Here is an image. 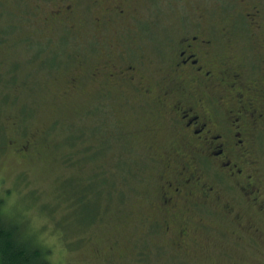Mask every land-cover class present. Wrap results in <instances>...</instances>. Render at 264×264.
Wrapping results in <instances>:
<instances>
[{
	"label": "rangeland",
	"instance_id": "374dc122",
	"mask_svg": "<svg viewBox=\"0 0 264 264\" xmlns=\"http://www.w3.org/2000/svg\"><path fill=\"white\" fill-rule=\"evenodd\" d=\"M114 3L69 0L72 12L56 18L60 0H0L3 214L51 264H264V224L248 209L241 230L205 211L202 226L197 216L188 224V249L172 244L169 217L153 205L161 149L173 139L151 97L106 76L134 62L141 87L157 90L183 31L215 28L233 35L221 55L251 81L264 65V32L254 34L246 14L256 6L264 18V0H132L124 15ZM31 135L19 159L10 142ZM251 148L264 190V134Z\"/></svg>",
	"mask_w": 264,
	"mask_h": 264
},
{
	"label": "flooded vegetation",
	"instance_id": "af4514ba",
	"mask_svg": "<svg viewBox=\"0 0 264 264\" xmlns=\"http://www.w3.org/2000/svg\"><path fill=\"white\" fill-rule=\"evenodd\" d=\"M131 1L118 0L113 11L124 15L122 7ZM71 12L69 0H60L53 13L61 18ZM246 17L254 34L264 32V18L256 6ZM232 38L225 29L183 31L158 69L164 79L157 90L156 86L141 87V70L134 62L117 71L107 67L108 80L136 85L138 92L141 89L151 97L173 139L168 148L161 149L165 173L159 177L161 194L153 206L169 217L166 232L183 251L192 242L189 222L197 216L196 223L202 226L205 211L229 220L239 230L245 227L241 223L245 209L264 224L262 179L257 174L258 162L251 159V143L264 134V65L255 68L251 81H245L244 71L230 68L221 55V48L229 47ZM142 68L149 69L147 65ZM36 137L17 144L11 141L13 153L19 159L28 157ZM246 228L254 235L263 231L255 224Z\"/></svg>",
	"mask_w": 264,
	"mask_h": 264
},
{
	"label": "trees",
	"instance_id": "16d2710c",
	"mask_svg": "<svg viewBox=\"0 0 264 264\" xmlns=\"http://www.w3.org/2000/svg\"><path fill=\"white\" fill-rule=\"evenodd\" d=\"M76 198L84 199L80 192ZM2 206L0 197V264H51L43 248L24 238L19 225L5 217Z\"/></svg>",
	"mask_w": 264,
	"mask_h": 264
}]
</instances>
